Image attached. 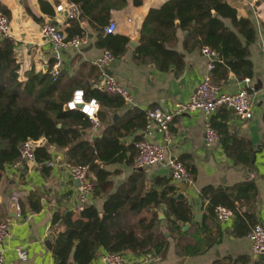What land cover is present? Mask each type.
<instances>
[{
    "label": "crops",
    "instance_id": "crops-1",
    "mask_svg": "<svg viewBox=\"0 0 264 264\" xmlns=\"http://www.w3.org/2000/svg\"><path fill=\"white\" fill-rule=\"evenodd\" d=\"M165 1L142 0L137 5L129 0L124 8L112 10L109 22H117L114 33L127 36L128 45L126 51L111 63L109 70L132 91L134 101L120 106L100 105L96 113L99 120L97 125L90 121L89 125L81 128L83 125L77 123L81 139L93 141L114 122L128 120L141 109L160 106L171 110L177 102L188 99L195 92L207 73L212 75V69L208 66L211 57L200 48L187 50L184 46L186 31L181 28L177 31L178 40L174 48L185 55L186 64L182 70H177L174 66L163 70L153 60L140 62L136 58V47L129 44L131 38L141 32V44L150 9L160 7ZM227 1L237 8L239 16L251 17L256 24V38L249 42L253 75L242 77L228 70L221 71L224 72L222 75L216 74L215 79L227 91H236L247 85L254 93L253 116L243 119L232 109L222 106L213 112L212 121L230 135L251 140L255 162L253 160L251 166L236 164L228 155L222 139L214 145H208L205 140L206 114L198 109L177 115L172 120L173 141L167 149L168 154L182 159L194 171L195 178L192 182L174 180L170 170L158 163L146 168H137L125 161L105 164L104 167L111 171L118 169V172L112 174L114 189L131 180L132 176L136 179L131 183L142 187L144 192L152 186L162 189L164 185L158 184L157 178L165 177L177 186L176 195L185 194L182 198L191 207L189 219L178 220L179 229L174 228L168 219L165 204L156 208L161 224L169 236L168 248L162 254L127 250L125 253L130 264H264V258L254 251L248 234H236V217L218 219L209 208V199L202 193L206 185L220 187L251 183L254 187L242 190V197L236 203L241 210L254 212L257 221L264 223V55L261 47L264 40V0ZM67 2L68 0H0L10 11L11 37L15 40L14 55L18 63L19 79L26 80L30 71L43 74L50 70L51 44L41 34V25L47 21L53 22L68 35L69 17L64 10L56 9L57 4ZM224 20L227 25L234 27L231 18ZM81 25L90 36L89 43L79 50L71 48L63 53L60 85L63 96L67 98H70L74 89L82 88L74 86V80L87 81L92 85L98 77L97 84L100 85V72H92L90 66L95 63L102 50L108 48L98 39L97 30L87 21L84 20ZM246 77L250 78L248 84ZM145 127L128 132L122 139L124 144L136 145L140 140L137 138L144 137ZM154 138L161 141V133L156 132ZM49 148L51 158L44 163L27 162L16 170L10 163L1 167L0 220L9 221L11 233L5 241V264H54L51 241L65 229L62 217L54 219V214L56 211L65 213L72 210L73 217L78 216L79 211L74 208L78 197L77 185L64 164L68 160L67 147L52 145ZM126 152L130 153L131 150L127 149ZM44 164L46 169L43 168ZM117 201L123 206L126 198L120 196ZM88 203H94L98 208L102 206V200L93 197L92 192ZM141 216H151L147 207L138 214V217ZM102 221L108 223L109 218L103 217ZM47 240L50 241L49 244L46 243ZM179 244L197 246L204 250L197 254H185L180 250ZM16 247L26 249V260L18 257ZM104 251L106 250L101 248L89 264H101L100 257ZM70 261L76 264L73 259Z\"/></svg>",
    "mask_w": 264,
    "mask_h": 264
},
{
    "label": "trees",
    "instance_id": "trees-1",
    "mask_svg": "<svg viewBox=\"0 0 264 264\" xmlns=\"http://www.w3.org/2000/svg\"><path fill=\"white\" fill-rule=\"evenodd\" d=\"M68 1L81 10L79 17H69V36L83 33L81 23L85 20L97 30L98 39L103 41L104 46L117 56L126 51L128 37L104 33L103 28L109 22L112 10L124 8L129 0ZM133 1L137 5L142 3V0ZM0 11L9 18V9L1 3ZM225 18H231L234 27L227 25ZM144 28L141 44L135 48V56L140 62L153 60L163 70L172 66L182 70L186 64L185 55L174 48L178 40L177 31L181 28L186 31L184 46L187 50L201 49L207 45L219 52V56L214 58L215 66L211 75L214 84L218 85L215 76L222 75L224 72L221 71L231 70L242 77L253 75L250 46L246 41L255 40L256 24L251 17L239 16L237 8L227 0H166L160 7L150 9ZM14 46L12 37L0 39V168L20 157L19 146L24 140L38 139L44 135L45 143L34 149L37 161L44 163L51 158L49 147L52 145L67 147L68 160L89 164L94 182L92 195L102 200L101 208L88 203L77 217H73L72 210L55 212L54 219L62 217L65 229L51 241L54 264H68L70 259L76 264H89L101 248L106 251L165 253L169 236L156 208L165 204L168 219L178 229V220H188L191 214L189 203L176 195L177 186L168 178L158 177V184H163L164 188L152 186L144 192L142 187L131 183L136 179L132 176L131 180L114 189L112 174L118 169L111 171L104 167L108 163L124 161L135 165L137 145L133 143L126 146L122 139L128 132L146 126L147 110H138L128 120L114 122L93 141L81 139L77 123L85 128L91 120L78 109H64L69 98L62 93L61 70L56 78L50 72L53 58L48 72L42 74L30 71L27 79L21 80L18 77ZM90 70L96 71V74L100 72L95 63L90 66ZM97 82L98 77L92 85L82 80H74L73 83L74 86L82 87L86 99L95 97L99 106H120L125 103L121 95L105 91ZM217 129L228 155L235 163L251 166L255 158L251 140ZM141 138L139 136L137 140ZM127 149L131 152L127 153ZM191 171L194 179V171ZM253 187L251 183L245 182L234 186L206 185L202 193L209 199V208L213 213L218 204H225L235 210V232L241 235L249 234L258 222L254 212H245L236 203L242 197V190ZM120 196L126 198L123 206L117 201ZM146 207L151 216L138 217ZM103 217H108L109 222H103ZM179 247L185 254H197L204 250L191 245L179 244Z\"/></svg>",
    "mask_w": 264,
    "mask_h": 264
},
{
    "label": "built area",
    "instance_id": "built-area-1",
    "mask_svg": "<svg viewBox=\"0 0 264 264\" xmlns=\"http://www.w3.org/2000/svg\"><path fill=\"white\" fill-rule=\"evenodd\" d=\"M57 10L67 9L68 17H79L80 8L72 3H59ZM117 30V22L111 20L103 28L104 33H114ZM41 34L50 42L52 51V75L56 78L60 72L63 63V53L68 49H81L90 41V36L86 33L67 35L58 25L47 21L41 25ZM11 24L9 18L0 11V39L11 37ZM262 52L264 55V40L262 41ZM202 52L210 56L208 64L209 69H213L214 58L219 56V52L210 47L203 46ZM117 58V55L110 49L104 48L101 54L95 59V63L100 71V85L109 93L121 95L126 103L134 101L132 91L124 85L116 75L109 72L111 63ZM247 84L249 77L245 78ZM79 97V99L77 98ZM254 93L248 86H243L236 91H227L214 84L210 73H207L199 82L195 92L186 100L179 101L171 110H165L160 106H155L147 110V122L144 137L137 141L138 152L135 157V166L137 168H146L153 164H161L168 168L172 178L176 181H193V173L186 163L176 157L168 154L167 149L173 141V132L171 122L177 116L194 110H202L206 114L205 140L208 145H214L220 141V133L212 121L213 112L222 106L232 109L236 115L243 119L253 116ZM68 109H78L87 115L94 125L99 123L97 110L99 102L95 97L85 98L82 88L73 90L70 98L66 102ZM156 132L161 133L162 140L154 138ZM35 145L31 139L24 140L20 146V157L10 163L13 169L20 168L24 163L37 162L34 152ZM68 173L72 178L79 180L78 197L74 206L75 210H82L89 200L94 182L91 178L90 167L85 162H73L67 160L65 163ZM1 173V168H0ZM215 215L220 220L230 219L235 215V210L225 204H218L215 207ZM11 235L9 221L0 220V264H5V241ZM252 247L257 253H264V223L257 222L248 234ZM16 252L21 260L28 258L26 249L16 247ZM101 264H130V261L124 251L110 250L104 251L100 257Z\"/></svg>",
    "mask_w": 264,
    "mask_h": 264
},
{
    "label": "water",
    "instance_id": "water-1",
    "mask_svg": "<svg viewBox=\"0 0 264 264\" xmlns=\"http://www.w3.org/2000/svg\"><path fill=\"white\" fill-rule=\"evenodd\" d=\"M64 13L65 15H68V11L67 9H64ZM177 23H179V20L177 21ZM140 37H141V32H139L135 37H132L129 44L132 46V47H137L139 44H140ZM247 43H249V41H246ZM110 73H112V71L109 70ZM64 109H67V106H66V103L64 104ZM46 140L45 136H41L40 138L38 139H31L32 143L35 145V146H40L43 144V142ZM256 158V157H255ZM254 162H255V159H254ZM73 181L75 183V185H79V180L76 179V178H73ZM178 197L179 198H182V197H185V194L184 193H179L178 194ZM15 209H14V212L13 214H15ZM164 216V214H162ZM164 222V221H163ZM49 240L46 241L47 244H49ZM261 255V257L264 258V253L261 252L259 253ZM69 264H72V261L69 262Z\"/></svg>",
    "mask_w": 264,
    "mask_h": 264
},
{
    "label": "clouds",
    "instance_id": "clouds-1",
    "mask_svg": "<svg viewBox=\"0 0 264 264\" xmlns=\"http://www.w3.org/2000/svg\"><path fill=\"white\" fill-rule=\"evenodd\" d=\"M79 99V97H77Z\"/></svg>",
    "mask_w": 264,
    "mask_h": 264
}]
</instances>
